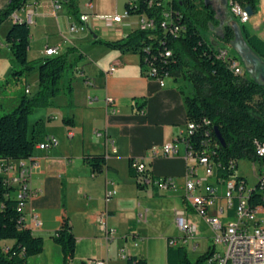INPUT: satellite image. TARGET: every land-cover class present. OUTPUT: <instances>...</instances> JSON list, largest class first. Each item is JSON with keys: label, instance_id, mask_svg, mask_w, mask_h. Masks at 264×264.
Here are the masks:
<instances>
[{"label": "crops", "instance_id": "1", "mask_svg": "<svg viewBox=\"0 0 264 264\" xmlns=\"http://www.w3.org/2000/svg\"><path fill=\"white\" fill-rule=\"evenodd\" d=\"M8 4L9 0H0V12ZM125 4V0H27L26 13H32L34 21L29 25V51L36 38L41 40V56L28 59H44L47 49L58 48L56 56L66 54L72 65L62 78L61 93L49 107L35 111L30 118V129L37 122L42 123L36 133L38 144L54 137L58 145L47 149L35 147L33 155L29 184L39 193L25 206V227L43 238L44 248L29 258V264L63 263L61 248L52 236L64 217L69 218L77 239L74 264H90L93 260L127 264L131 256L145 259L147 264H167V241L181 235L175 213L186 209L183 198L175 189L159 192L139 188L130 174L129 162L143 158L152 176L185 178L186 145L177 143L178 154L169 158L162 156V148L185 131L188 94L184 86L170 79L164 78L162 87L156 79L147 77L137 54L95 44L98 40H120L139 28V20L132 17L120 24L108 18L123 15ZM26 13L21 12L20 16ZM83 14L90 16L88 29L71 32L70 27ZM12 24L9 19L0 28V111L18 106L26 89L32 95L39 88L37 70L18 84L4 83L14 65L6 43ZM239 24L255 34L250 26L254 22ZM111 67L116 70L110 72ZM178 79L174 77L176 82ZM67 88H71V94L66 92ZM107 97L116 100L117 113L106 105ZM142 110L145 114L140 113ZM64 118H71L73 124H64ZM106 139L114 141L115 152L112 145L106 147ZM154 149L158 151L155 156ZM107 150L106 166L94 176L83 156L105 154ZM237 175L246 178L253 188L259 182L256 178L254 185L249 184L239 166ZM180 189L184 191V186ZM106 190L117 192L109 202L105 201ZM105 211L107 229L115 230L110 240L99 222V215ZM35 217L41 223L39 227ZM191 217L201 225V217L195 213ZM202 233L197 241L199 247ZM3 245L10 246L12 242Z\"/></svg>", "mask_w": 264, "mask_h": 264}, {"label": "trees", "instance_id": "2", "mask_svg": "<svg viewBox=\"0 0 264 264\" xmlns=\"http://www.w3.org/2000/svg\"><path fill=\"white\" fill-rule=\"evenodd\" d=\"M150 1L140 0L134 7L126 3L125 10L130 15L146 13L152 16L159 9V0L153 1V8L148 7ZM231 1L227 0L229 4ZM235 1L244 7H251L255 12L260 3V0ZM26 5L27 0H9L8 6L0 12V28L7 20H12L13 13L22 10ZM172 11L174 20L183 25L181 35L159 34L155 38L148 32L137 29L120 40H98L95 44L137 54L144 74L152 65L157 68L159 77L182 75L191 82L193 92L186 95L185 103L187 123H193L195 129L183 142L196 149L209 142L215 151L214 160L220 165L218 177L237 175L241 160L258 162L263 167L264 156L258 154L256 142H264V87L252 77L236 75L230 67V57L218 58L217 47L201 33V29L208 28L210 24H220L215 6L206 0H182L173 3ZM243 32L248 45L264 61V41L246 27H243ZM234 37L233 28L226 24L221 40L230 44ZM30 41V26L25 22L13 21L6 43L10 47L14 65L4 83L18 84L25 76L37 70L39 88L32 96L24 93L18 106L4 115L0 114V164L33 159L38 144L36 133L41 129L42 123L37 122L30 129V118L36 109L49 107L52 99L61 93L62 78L72 68L66 54L30 61ZM167 51L171 52L170 57L165 56ZM66 92L71 94V88H67ZM63 123L71 126L73 120L64 118ZM215 128L220 132L224 144L218 140ZM132 160L129 162L130 174L135 178L138 187L145 189L131 168ZM83 161L96 176L106 166V155L85 154ZM263 172L264 169L260 168L259 173ZM239 177L247 181L246 178ZM261 189L262 184L257 182L253 190ZM15 195L16 188L0 176V264H29V258L40 254L44 248L43 238L35 236L25 227L24 213L19 210ZM250 203L262 205L264 208L261 194L255 193ZM52 239L61 248L62 264H74L77 239L68 217H64ZM170 239L172 238L168 240ZM8 241L12 245L4 246L3 243ZM209 253L208 248L204 254L192 261L185 247L168 245L167 264H203ZM127 264H147V261L131 256L127 259Z\"/></svg>", "mask_w": 264, "mask_h": 264}, {"label": "built area", "instance_id": "3", "mask_svg": "<svg viewBox=\"0 0 264 264\" xmlns=\"http://www.w3.org/2000/svg\"><path fill=\"white\" fill-rule=\"evenodd\" d=\"M130 6L134 7L139 4L140 0H125ZM154 0L148 2V7H154ZM158 1V0H157ZM182 0H159L157 5L159 9L154 11L152 16L146 13L139 15V30L148 32L152 37L159 34L167 36L181 35L184 28L183 25L174 20L172 11L173 3ZM90 7L92 3L88 4ZM233 16L236 19H243L248 12L247 8L239 2L232 0V4L228 5ZM153 10V9H152ZM254 11V10H253ZM21 12L26 13V7L11 15L14 21L16 18H32V13H26L20 16ZM257 20L250 25L257 37L264 41V0L258 5ZM130 13L125 10L123 15L109 16L114 23L120 24ZM101 18L100 15H96ZM90 16L83 14L78 22L72 24L71 32L80 33L88 29V21ZM34 23V21H33ZM248 26V25H247ZM58 48H49L45 51L46 56L58 55ZM170 51L165 53L166 57H170ZM218 58L229 59L230 67L238 76L244 77L247 71L240 58L230 56L227 50L220 48L217 54ZM115 67L110 68V72H114ZM149 78L156 79L163 87L165 85L164 77L158 76L157 68L151 65V68L145 74ZM168 76V75H167ZM26 94L30 95V89H26ZM106 105L111 107L112 113H117V102L113 97H107ZM141 114H145L142 110ZM208 124V122H206ZM195 129L193 123H187L185 131L174 141L166 143L162 148V156L169 158L178 154L177 143L183 142ZM102 136L101 133H97ZM184 143V142H183ZM58 140L49 137L44 143L37 144L36 147L47 149L57 147ZM105 145L108 148L112 145L113 151H116L114 141L106 139ZM186 145V144H185ZM257 152L260 156H264V142H256ZM156 149L153 155H157ZM109 155L108 150L105 153ZM215 151L206 142L201 148L188 147L186 145V153L184 160L186 162V174L184 185V203L186 209L178 210L175 213V224L181 235L167 241L168 245L174 247H185L188 251L196 252L199 245L197 243L202 233L200 225L192 217L195 213L201 217L211 231L210 253L207 255L203 264H264V208L262 205H252L250 201L255 193L261 194L264 199V172L258 175V181L262 182L261 190H253L247 181L235 174H229L226 177L217 176L220 165L214 160ZM33 159L10 161L0 164V176L16 188V199L19 202V210L24 213L26 204L39 193L31 189L29 180ZM233 166V164H231ZM131 168L135 172L137 179L145 188L157 191L173 190L175 186L172 178L152 176L148 164L143 158H134L131 162ZM202 169L204 176H199V170ZM116 191L106 190L105 201L109 202ZM24 220L25 217L23 216ZM108 213L102 212L99 215V222L103 228L107 230V239H112L115 230L107 229ZM35 225L40 226V221L34 218ZM122 257H126L121 255ZM90 264H107L104 260H93Z\"/></svg>", "mask_w": 264, "mask_h": 264}, {"label": "rangeland", "instance_id": "4", "mask_svg": "<svg viewBox=\"0 0 264 264\" xmlns=\"http://www.w3.org/2000/svg\"><path fill=\"white\" fill-rule=\"evenodd\" d=\"M214 5L216 6L217 10L219 9L218 18H219L220 24L219 25L210 24L208 28L201 29V33L203 34L205 39H207L209 42L214 43V45L217 47V50H218V48H222L224 50H227L229 52L230 56H234V55H236L235 51L231 48L230 44L224 43L221 40V36H222L223 28L226 24H231L233 21H235L237 23H239V22L233 16L231 9L228 6V5H230L229 3L227 6H223L220 2H216ZM124 12H125V8L122 11V13L124 14ZM130 17H132V19L139 20L138 15H131ZM256 20H257V14L254 15L253 19H251V21L249 23L254 22ZM40 41L41 40H39L37 38L33 41L32 51L28 52V56L30 58H33V57L39 58L41 56V54H40L41 42ZM247 76L251 77L248 73H247ZM165 78L170 79L169 81H172V83L175 82L177 84L184 86L186 94H190V93L192 94L193 86H192L191 82L187 78H183L182 75L177 77V78H179L177 82L174 80L173 76L169 75V76H166ZM32 95H30V96H32ZM39 109H43V108H38L35 111H37ZM35 111H34V113H35ZM8 112H9L8 110L7 111H0V114L4 115ZM260 168L264 169V166L263 167L260 166V164L258 162L253 163V162L248 161V160L239 161V171L244 172L248 176L249 184L254 185L253 183L255 182L256 178H258V175H259L258 172H259ZM198 174L200 177H203L204 176L203 170L200 169ZM172 182L175 186L174 191L178 192V194L182 200V198L184 197V191L182 189H180V187L181 186L183 187L185 185V178L184 177L180 178V179L178 177L172 178ZM183 201H184V199H183ZM200 224H201L200 228H202V230H203V233L201 236L202 239L199 240L200 247H199L198 251H196V253L192 252V251H188L189 257L192 261H195L200 256V254L205 253L207 251V248L209 246V242L211 241V236H212L211 231L208 229V227L205 225V223H203V221L200 222Z\"/></svg>", "mask_w": 264, "mask_h": 264}, {"label": "water", "instance_id": "5", "mask_svg": "<svg viewBox=\"0 0 264 264\" xmlns=\"http://www.w3.org/2000/svg\"><path fill=\"white\" fill-rule=\"evenodd\" d=\"M210 2L213 6L216 2H220L223 6H227V0H206ZM250 14H253V9L251 7L247 8ZM219 11V9L217 10ZM231 27L234 30L235 37L230 42L231 48L235 51L236 55L240 58L247 73L255 80L258 84L264 87V61L263 59L255 53L252 48L248 45L243 32V27L233 21ZM215 133L221 144H224L220 132L215 128Z\"/></svg>", "mask_w": 264, "mask_h": 264}, {"label": "bare ground", "instance_id": "6", "mask_svg": "<svg viewBox=\"0 0 264 264\" xmlns=\"http://www.w3.org/2000/svg\"><path fill=\"white\" fill-rule=\"evenodd\" d=\"M231 4H232V1H231ZM254 15H255V13H253V14L247 13L246 15L243 16V19H238V20L242 24H248L251 21V19H253ZM14 21L20 22V23L25 22L28 25L33 24V20H31L30 18H16V19H14ZM259 182L262 184L261 181H259Z\"/></svg>", "mask_w": 264, "mask_h": 264}, {"label": "flooded vegetation", "instance_id": "7", "mask_svg": "<svg viewBox=\"0 0 264 264\" xmlns=\"http://www.w3.org/2000/svg\"><path fill=\"white\" fill-rule=\"evenodd\" d=\"M215 8H216V6H215Z\"/></svg>", "mask_w": 264, "mask_h": 264}]
</instances>
